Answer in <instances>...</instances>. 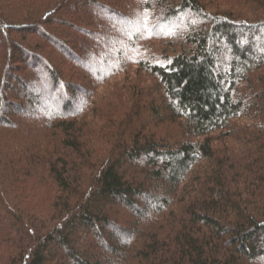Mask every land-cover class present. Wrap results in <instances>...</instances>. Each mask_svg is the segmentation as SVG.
<instances>
[{
  "label": "trees",
  "instance_id": "obj_1",
  "mask_svg": "<svg viewBox=\"0 0 264 264\" xmlns=\"http://www.w3.org/2000/svg\"><path fill=\"white\" fill-rule=\"evenodd\" d=\"M0 264H264V0H0Z\"/></svg>",
  "mask_w": 264,
  "mask_h": 264
},
{
  "label": "rangeland",
  "instance_id": "obj_2",
  "mask_svg": "<svg viewBox=\"0 0 264 264\" xmlns=\"http://www.w3.org/2000/svg\"><path fill=\"white\" fill-rule=\"evenodd\" d=\"M125 1V3H128V1H134V0H124ZM233 14H235L234 12H232ZM240 14V13H239ZM241 15V14H240ZM244 16H248V15H246V14H243ZM181 18H184L183 16H180ZM92 19H96V21L98 22V21H100L101 20V17H93ZM130 26L131 25V27H132V29L134 30L136 27H138L139 25H137V23H135V22H133L132 23V21L131 22H127L126 24H124V26ZM184 25H182V27H183ZM140 27H141V29H144L145 30V23L143 24V22H140ZM106 29H109L110 31L111 30H114V28L112 27V23H109V24H107V27H106ZM158 29H160V30H165V27H164V24H160V25H158ZM80 35V34H79ZM152 43V42H151ZM256 43L257 44H259L257 41H256ZM144 46H146L148 49H150V48H152L154 51L156 50V46H155V48H153V47H150L149 45H146V44H144ZM158 47V46H157ZM163 47V49H165L166 51H168V48H167V46H162ZM126 53H128V50H126L125 51ZM126 53H123V55L125 54V56H126ZM98 67V66H97ZM97 67H95V68H93L91 71H96L97 70ZM99 68V67H98ZM38 111H39V109H38ZM138 208H141V204H138ZM121 225H123V227L124 228H126V225H125V223H123V222H121ZM106 231L108 232H110V230L109 229H106ZM106 238H108V237H106Z\"/></svg>",
  "mask_w": 264,
  "mask_h": 264
}]
</instances>
